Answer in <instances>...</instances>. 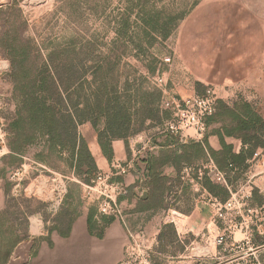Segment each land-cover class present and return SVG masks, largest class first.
Returning <instances> with one entry per match:
<instances>
[{
  "label": "rangeland",
  "instance_id": "1",
  "mask_svg": "<svg viewBox=\"0 0 264 264\" xmlns=\"http://www.w3.org/2000/svg\"><path fill=\"white\" fill-rule=\"evenodd\" d=\"M205 1L207 0H0V85L9 93L6 97L7 110L10 103L15 105L10 58H20L22 49L26 50L25 56L29 60H35L39 65L48 56H57L61 60H65L67 56H88V64L91 66L98 60H105V82L110 90L117 91L120 105L128 107L127 129L124 130L126 138L122 139L127 142V147L139 136L143 138L142 144H149L155 137L164 134V123L170 116V110L162 106L164 98L193 94L213 95L217 103L221 100L234 106L235 103L248 101L255 108H264V96L256 91L250 80L221 87L211 81L204 82L186 66L179 55L182 26ZM12 44L17 47L16 51H12ZM100 75L102 73H96L95 67L89 71L92 89L98 86ZM158 78L163 81L160 82ZM77 89L76 83L73 90L74 102L78 99ZM87 89L86 92L91 93L89 87ZM4 117L7 123L12 118L8 112L4 113ZM105 120L102 118L100 128L105 126ZM224 120L228 121L225 117L220 122L223 124ZM78 129L88 139L97 132L92 124ZM45 157L49 163L45 168L37 160H25L23 164L27 171L16 178H11V172L21 167V164H16L9 158L0 164V181L6 192V211L21 218L17 228L23 236L18 240L26 239L24 232L28 217L40 215L47 219L61 214L65 222H68L82 210V206L91 207L96 203L95 196L84 195L81 184L93 178L94 172L85 173L83 169H77L73 170L70 178H66L64 175L67 176L69 172L67 161L51 153H46ZM124 163L130 162L126 160ZM238 165L243 170L248 167L245 161ZM52 167L60 169L59 173L54 174ZM104 172L115 173L112 166L110 171ZM130 173L132 169L123 176ZM205 178L209 179L205 176L200 184L207 189L204 185ZM240 179L244 180V175ZM123 183L127 188L124 180ZM182 184H185L182 179L174 180L165 193V180L159 179L155 184L158 190H154L152 196L153 204L141 206L142 219L136 227L150 235L161 230L158 235L161 240V259H158L163 264L169 262L166 255L185 249L181 243L172 245V249L166 247L176 240V226L184 230L183 218L178 217L177 212L183 209L177 203L183 198L190 199L193 197L192 193L203 190L202 185H198L197 191L179 193L176 187ZM66 185L70 186V204L65 201L63 188ZM53 187L55 191L52 190ZM210 193L225 198L229 191L213 182V192ZM122 208H126L124 203ZM125 213L129 218L127 210ZM173 217L177 225L170 221ZM3 238L9 241L16 237L13 231L8 230ZM193 239L192 234L187 235L185 244L188 245ZM181 260L176 258L174 261Z\"/></svg>",
  "mask_w": 264,
  "mask_h": 264
},
{
  "label": "crops",
  "instance_id": "2",
  "mask_svg": "<svg viewBox=\"0 0 264 264\" xmlns=\"http://www.w3.org/2000/svg\"><path fill=\"white\" fill-rule=\"evenodd\" d=\"M178 46L179 55L182 56L186 66L199 75L204 82L211 81L212 84L221 87L250 80V84L254 85L256 91L264 96V0L205 1L183 24ZM0 73H2L1 70ZM5 87L9 88L7 84ZM0 94L5 98L9 95L1 85ZM8 107V110L4 109L3 117L5 112H8L9 117L14 115L15 105L10 103ZM87 125L91 126L90 123L81 126L87 127ZM215 129L222 130L221 125L210 124L207 131V143L214 150L221 151L223 147L219 136L214 132ZM83 136L86 138L98 170L110 171L115 161L124 163L128 160L132 163V173L127 176L116 175L114 179L124 180L126 183L127 189L120 197V201L126 205V210L130 214V223L134 228L142 219L141 206L153 204V192L158 190L155 185L157 176L165 180V193L168 188H171L174 180L181 179L186 185L176 187L179 193L187 194L192 190L197 191V185L191 180L197 177L200 167L209 159H213L208 152L205 157L204 137L192 139L164 133L155 137L149 144L147 142L142 144L143 138L139 136L128 147L124 140L115 139L112 141L113 158L110 161L104 154L97 133L90 139L84 134ZM225 140L231 145L232 152L236 155L246 148L242 139L236 135L225 136ZM199 145L202 148L200 153L195 149ZM65 151L50 152L41 143H36L28 147L22 158L24 162L37 160L39 164L46 167L49 164L48 161L40 160L36 155L51 153L67 161L65 155L68 154V160H71L69 151L67 153ZM245 162L248 163L246 170L238 164L230 170L231 188L234 191L250 182L254 188L252 206L264 207V150H261L258 158L250 157ZM67 163L69 172L67 176H64L70 178L74 167ZM59 170L52 167L54 174H58ZM226 170L229 168L226 167ZM242 175L245 177L244 180L240 179ZM66 187L65 201L70 204V186L66 185ZM201 187L203 190L192 193V198H183L177 203L183 209L177 212L178 217L183 218L184 230L176 226V240L167 244L166 247L172 249V245L181 243L185 249L176 254L166 255V258L172 262H175L176 258H181L182 260L178 262L191 264L185 237L192 234L194 238H197L206 229H213L211 218L214 210L211 203L206 201L209 195L216 196L220 200H225L230 195L226 187L229 194L225 198L211 194L203 185ZM144 191L148 192V199L141 198ZM164 191L162 192L165 195ZM6 208V192L1 182L0 241L8 230L13 231L16 238L23 236L21 230L17 228L21 218L4 212ZM89 210L90 207L82 206V210L71 223L69 231L68 222H65L61 214L56 218L47 219L40 215L28 217L24 232L26 239L16 242L8 260L3 264H117L124 254L126 243L124 226L120 221L113 220L103 228L99 236L97 229L94 232L90 231ZM173 219L175 220V217ZM173 223L177 225L176 220ZM160 231L156 230L152 236L158 237ZM182 239L184 243L181 242ZM159 241L161 244L160 239ZM207 263L210 264V261Z\"/></svg>",
  "mask_w": 264,
  "mask_h": 264
},
{
  "label": "trees",
  "instance_id": "3",
  "mask_svg": "<svg viewBox=\"0 0 264 264\" xmlns=\"http://www.w3.org/2000/svg\"><path fill=\"white\" fill-rule=\"evenodd\" d=\"M11 47L12 51L17 50L13 44ZM22 51L20 58L17 56L10 58V78L13 83L16 110L7 123V145L10 153L4 157L3 162L9 158L16 164L22 165L24 163L22 155L28 147L41 143L50 152L69 151L71 160L67 158V162L74 167V171L83 169L85 173L94 172L95 175L99 170L88 148L86 138L78 128L90 122L98 132H96L98 141L104 154L111 161L112 141L126 138L124 130L127 129L126 116L129 113L128 107L121 106L118 102L117 91L110 90L105 82L107 63L104 64L105 60L101 59L91 66L88 64V56H74V58L67 56L65 60L58 59L57 56H48L47 60L39 65L35 60H29L28 56H25V49ZM94 67L96 73L101 72L102 75L97 80L100 81L98 86L92 89L88 73ZM76 83L78 99L74 102L73 90ZM88 87L91 93L86 92ZM225 117L228 121L224 120L222 124L220 120ZM102 118L106 119V123L103 128H100ZM207 123L208 125L220 124L222 128V130H214L220 138L223 147L221 151H216L209 146L207 134L203 139L205 157L208 152L222 170H226L229 164H241L247 158L254 157L258 150H264L263 106L255 108L248 101L230 106L220 100L217 103L216 112L208 118ZM231 135L240 137L246 146L238 155L232 152L231 145L225 140V136ZM195 149L200 153L201 145ZM36 156L40 160H46L43 153ZM91 179L82 183H90ZM159 179L164 178L157 176L156 182ZM204 185L213 192V182L205 178ZM4 212L7 211L4 210ZM96 214L97 209L93 205L89 210V228L91 232L97 229V234L101 236L103 228L114 219L103 217L100 222L96 219ZM77 215L78 213L68 220V231ZM17 241L18 238L9 241L3 238L0 241V264L8 260L11 249Z\"/></svg>",
  "mask_w": 264,
  "mask_h": 264
},
{
  "label": "built area",
  "instance_id": "4",
  "mask_svg": "<svg viewBox=\"0 0 264 264\" xmlns=\"http://www.w3.org/2000/svg\"><path fill=\"white\" fill-rule=\"evenodd\" d=\"M158 79L163 81L162 78ZM7 105L6 98L0 94V164L10 153L7 145V121L2 115ZM162 106L170 110V116L164 123V133L201 139L210 127L208 118L217 110V99L213 95L201 94L177 96L164 98ZM260 155L261 152L257 151L254 157L258 158ZM132 167L131 162L125 164L115 161L112 163L115 173L97 171L90 183H82L84 195L95 196L96 203L93 205L97 209L98 221L101 222L103 217L113 218L125 228L124 254L117 264H163L159 261V238L143 229L132 227L125 213L126 208H122L120 197L127 188L123 180H115L113 175L123 176ZM228 168L229 170H222L213 159H209L199 168L197 177L191 180L198 186L207 176L230 191L225 200L211 195L206 199L213 206L211 221L214 227L206 229L187 245L191 264H208L207 261L210 264H264V207L252 206L254 188L250 182L232 190L229 179L234 165L229 164ZM26 171L25 164H22L11 172V178L24 175ZM63 191L66 192L65 186ZM171 222L175 220L172 218ZM181 242L184 243V240ZM167 264L187 263L170 261Z\"/></svg>",
  "mask_w": 264,
  "mask_h": 264
},
{
  "label": "water",
  "instance_id": "5",
  "mask_svg": "<svg viewBox=\"0 0 264 264\" xmlns=\"http://www.w3.org/2000/svg\"><path fill=\"white\" fill-rule=\"evenodd\" d=\"M147 197H148V192H147V191H144V192L142 193L141 198H142V199H147Z\"/></svg>",
  "mask_w": 264,
  "mask_h": 264
}]
</instances>
